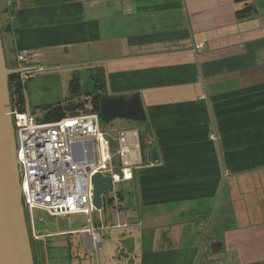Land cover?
<instances>
[{"label": "crops", "instance_id": "obj_1", "mask_svg": "<svg viewBox=\"0 0 264 264\" xmlns=\"http://www.w3.org/2000/svg\"><path fill=\"white\" fill-rule=\"evenodd\" d=\"M246 3L237 19L235 0H0L8 65L98 60L99 92H138L146 114L108 137L136 136L142 159L101 208L104 243L48 230L42 264H264V0ZM210 211L219 236L195 240Z\"/></svg>", "mask_w": 264, "mask_h": 264}, {"label": "built area", "instance_id": "obj_2", "mask_svg": "<svg viewBox=\"0 0 264 264\" xmlns=\"http://www.w3.org/2000/svg\"><path fill=\"white\" fill-rule=\"evenodd\" d=\"M34 57L32 51L20 50L15 54L16 68L28 67ZM39 67L18 73L20 80L27 74H37ZM18 140L16 158L22 166L20 189L24 198L31 239L45 243L52 232L37 231L33 222L36 208L51 214H88V225L79 230L89 237V245L96 251L101 247L100 227L90 213L92 205L91 176L99 171L109 175L112 191L116 184L132 177V168L142 155L136 136L120 131L113 137L118 146L110 149L113 135L101 130L97 113L71 116L68 112L58 121H43L26 105L11 104ZM109 137V138H108ZM111 139V138H110ZM106 143L109 151L98 162L95 145ZM102 148V147H101ZM115 226H121L119 223Z\"/></svg>", "mask_w": 264, "mask_h": 264}, {"label": "water", "instance_id": "obj_3", "mask_svg": "<svg viewBox=\"0 0 264 264\" xmlns=\"http://www.w3.org/2000/svg\"><path fill=\"white\" fill-rule=\"evenodd\" d=\"M28 67H8L0 30V264H35L31 233L26 218V207L20 189L22 166L16 158L18 140L14 125L8 76ZM73 79L71 84L73 83ZM78 84L79 81H78ZM61 103L55 102L45 110L43 121H58L63 117ZM101 119L123 118L146 121L144 106L138 92L107 95L99 98ZM92 205L100 210L105 200H110L112 182L109 175L97 171L91 176Z\"/></svg>", "mask_w": 264, "mask_h": 264}, {"label": "rangeland", "instance_id": "obj_4", "mask_svg": "<svg viewBox=\"0 0 264 264\" xmlns=\"http://www.w3.org/2000/svg\"><path fill=\"white\" fill-rule=\"evenodd\" d=\"M1 36L3 44V31L1 32ZM69 61L70 60H68L67 63V59L64 58V56L59 58H51V63H49L53 66H58V68L55 67L52 71H43L42 74H40L41 77L35 76L29 79L24 89L26 110H30L34 112L36 116L42 118L44 112L43 108L47 107L48 105H52L53 103L58 101L60 103L62 102L61 104H63V101L66 97L73 95L71 87V82L73 78H78L80 83L78 87L81 88L80 92H83L82 94L85 93L86 89H89L93 85V79H91L90 76L96 74L97 70L95 64L98 62V60L86 58L80 59L79 61ZM7 66L15 67L8 64ZM76 100L82 102L83 106L80 109L69 111L68 113L71 116L88 115L96 113V111H93L92 109V102L90 96L87 99L77 98ZM119 123L126 124V129L138 127L141 125L137 121L127 120L123 118L99 119V126L101 130L106 133H109L110 135H112L113 132L112 128ZM140 136L142 138L141 134ZM108 151L109 149L105 142L101 146L99 144H96L95 152L97 161L100 162L104 158V156H106ZM121 185L122 184L120 183L116 184L115 188H119L121 187ZM211 211L209 213V219H205L202 224L196 227L195 225L190 224V227L186 228V230H188L189 228L192 230L191 232L193 233V238L195 240L204 237L206 233H209V236L207 237L209 239L215 238V236H219L218 232L221 225H218L216 214H214V217L211 218ZM103 214H105V211H103L102 209H94L90 215V218H92L94 224H98L100 216H102ZM88 217V214L85 212H80L79 214L75 215L51 214L48 213L46 210L40 208H36L33 212V222L36 228L41 233L46 232L48 230L56 232L59 230L66 229H79L87 225ZM222 227L223 226H221V228ZM182 229L183 227L180 226V230ZM106 233L108 234V231L106 230L100 231L103 243L106 240ZM54 238L57 239L59 238V236H56ZM188 238H192V235H189ZM33 243L35 244L34 251L36 254V261L44 262L45 260H47V252L45 254L44 243L41 241H34ZM207 252L210 256H214V254H211L210 251ZM184 253L186 254V252ZM205 261L206 260L204 259L203 262L205 263ZM198 264L200 263L198 262Z\"/></svg>", "mask_w": 264, "mask_h": 264}, {"label": "trees", "instance_id": "obj_5", "mask_svg": "<svg viewBox=\"0 0 264 264\" xmlns=\"http://www.w3.org/2000/svg\"><path fill=\"white\" fill-rule=\"evenodd\" d=\"M236 2H244V5L242 6L241 9H238L235 11V15L237 19H242L245 18L246 16L250 15L252 12V6L248 3H246L247 0H235ZM1 32L6 31L9 29V26L6 25L5 27L0 26ZM15 79H18V73H12L8 76V84H9V88L11 87V84L13 83V81ZM93 79V87L91 90L86 91L84 94L86 96H90L91 97V102H92V109L93 111H96L99 115V98L104 95V93H100L99 90L102 88V82L100 80V78L96 77V76H92ZM15 92L17 93V102L21 103L23 105L24 99H23V92L21 89V86H15ZM82 94V93H81ZM74 96L71 97H67L64 100V103L62 104L63 109H64V113L65 112H69L71 110H76V109H80L83 106V103L80 101H75L73 100ZM49 107H51V105H48L47 107L43 108L45 110H47ZM99 119L100 115H99ZM26 218H27V214H26ZM28 222V219H27ZM29 228V225H28ZM30 231V230H29ZM34 241L31 239V245H32V249H33V255H34V262L35 264H42V262H37L36 261V254L34 251Z\"/></svg>", "mask_w": 264, "mask_h": 264}, {"label": "flooded vegetation", "instance_id": "obj_6", "mask_svg": "<svg viewBox=\"0 0 264 264\" xmlns=\"http://www.w3.org/2000/svg\"><path fill=\"white\" fill-rule=\"evenodd\" d=\"M35 76H37V74H27L26 76H25V78H23V80H20V78H19V75H18V79H15L14 81H13V83L11 84V87L9 88V92H10V102H11V104H13V103H16L17 102V93L14 91L15 90V86H21V89H22V92H23V99H24V104H26V101H25V94H24V89H25V87H26V84L28 83V81H29V79L30 78H32V77H35ZM92 76L93 75H91L90 76V78L92 79ZM75 80H77L76 82H77V84H75L74 85V87H73V89H76L80 84H78V78L76 77L75 78ZM92 87H93V85L89 88V89H86L85 90V92L86 91H88V90H91L92 89ZM79 88V87H78ZM80 92V91H79ZM81 93H83V92H81ZM80 93V94H81ZM60 103V102H59ZM45 110V109H44ZM97 113V112H96ZM98 114V113H97ZM98 117H99V115H98Z\"/></svg>", "mask_w": 264, "mask_h": 264}]
</instances>
